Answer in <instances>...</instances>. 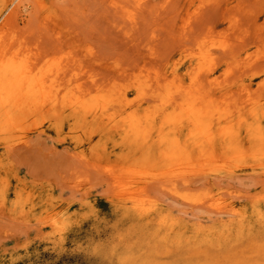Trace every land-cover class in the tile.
<instances>
[{"label": "rangeland", "instance_id": "1", "mask_svg": "<svg viewBox=\"0 0 264 264\" xmlns=\"http://www.w3.org/2000/svg\"><path fill=\"white\" fill-rule=\"evenodd\" d=\"M0 37L35 72L77 66L74 82L84 86L117 75L125 84L141 71L168 89L173 78L188 84L187 67L200 57L213 67L204 87L221 125L249 124L264 136V0H0ZM63 115L0 108V264H264V187L249 170L264 144L243 139L242 176L225 174L237 166L223 165L219 152L218 165L194 158L191 181H177L192 201L218 198L245 218L178 201L156 181L165 172L153 162L145 188L155 205L139 215L116 195L124 182L136 192L120 174L132 160L119 156L133 158L127 144ZM217 166L219 176L200 174Z\"/></svg>", "mask_w": 264, "mask_h": 264}, {"label": "bare ground", "instance_id": "2", "mask_svg": "<svg viewBox=\"0 0 264 264\" xmlns=\"http://www.w3.org/2000/svg\"><path fill=\"white\" fill-rule=\"evenodd\" d=\"M5 42L6 40L3 43L0 37V108L6 114H11L27 105L33 109L48 107L54 113L64 114V117L89 122L91 126H102L105 133L118 134L133 155L132 159L129 158V153L119 156V161L132 160L131 163L120 166V174H127L126 179L136 186V192L131 193L124 187L128 183L124 182L116 195L128 200L133 211L139 215L149 214L150 207L155 205L154 202L151 205L146 204L149 194L145 188L146 181L156 178H149L146 170L153 162L161 164L165 172L164 176L157 177L156 181L162 190L166 189L178 201L188 202L191 207L213 206L215 214L219 216L227 213L229 216L237 214L240 219L245 218L246 211L231 207V203L210 196L192 201L186 190L177 187L178 180H182V183H187L189 179L191 181L193 175L191 172L189 175L188 170L194 163L193 159L197 157L216 165L219 160L223 165L229 164L228 162L236 163L237 167L226 169L225 174L230 177L242 176V167L238 162L246 154L244 148L240 147L243 139L255 146L264 144L263 133L254 131L257 128L254 129L249 124H246L244 129L240 125L234 128L221 125L224 119L214 105L209 88L204 87V79L213 72L212 64L198 57L199 60L192 62L186 70L191 75L190 82L186 84L179 78H173L172 86L168 89L160 83L159 78L155 83H150L144 79L141 71L131 75L130 81L125 84L119 83V76L114 75L116 78H110L106 84L96 83L95 80H98L94 78V83L91 81V85L90 82L84 86L74 82L80 70L77 66L78 70L74 66L71 69L52 66L43 72H35L33 62L31 66L30 62L28 64L25 60H18L14 56L17 53L10 52ZM67 64L69 63L66 61V66ZM149 78L152 79L151 76ZM153 79L152 81H155ZM63 85L66 91L62 90ZM149 98L154 103L148 106ZM219 152H222V158L216 160ZM252 155L253 165L249 170L257 173L259 182L264 187V152H254ZM106 167V174L109 176L113 168L111 164ZM192 169L197 170L195 167ZM203 170L200 174L208 173L211 177L221 175L218 166L211 171ZM183 187L186 189V184ZM187 189L189 190L188 186ZM259 201L260 199L254 197L252 206L256 213H259ZM223 203L225 205L222 206L226 208L224 210L221 209ZM220 219L216 218L217 221ZM171 221L174 219L171 218Z\"/></svg>", "mask_w": 264, "mask_h": 264}]
</instances>
